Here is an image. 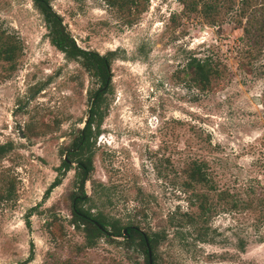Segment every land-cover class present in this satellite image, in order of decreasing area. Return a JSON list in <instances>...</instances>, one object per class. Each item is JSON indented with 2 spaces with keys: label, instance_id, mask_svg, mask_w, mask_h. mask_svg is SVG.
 Returning <instances> with one entry per match:
<instances>
[{
  "label": "rangeland",
  "instance_id": "rangeland-1",
  "mask_svg": "<svg viewBox=\"0 0 264 264\" xmlns=\"http://www.w3.org/2000/svg\"><path fill=\"white\" fill-rule=\"evenodd\" d=\"M47 1L77 47L109 58L80 206L158 234L154 264H264V31L256 47L243 31L264 0ZM0 44L12 49L0 59V264H146L73 222V163L42 199L99 80L49 44L31 0H0ZM191 58L215 65L207 90L189 82ZM192 163L211 189L187 186Z\"/></svg>",
  "mask_w": 264,
  "mask_h": 264
},
{
  "label": "trees",
  "instance_id": "trees-1",
  "mask_svg": "<svg viewBox=\"0 0 264 264\" xmlns=\"http://www.w3.org/2000/svg\"><path fill=\"white\" fill-rule=\"evenodd\" d=\"M32 5L37 10L44 24L46 30V37L49 44L63 56L69 60L79 61L81 67L86 72H91L92 75L97 78L100 82V86L91 94L89 100V106L84 124L77 131V137L72 143L70 149L66 152L64 158L61 160L59 167L55 171L57 173L54 180L48 185L46 190L43 192L42 199H46L50 191L60 184V177L63 172L70 169V165L74 164V172L76 177V192L71 197V219L76 225L82 226L88 237L97 235H105L107 237H121L128 245H134L145 257L147 264V249L150 252L151 264L155 263L154 249L158 242V234H152L147 236L136 227L127 226L120 227L116 221H106L104 218L97 214L92 215L87 210H84L80 203L86 200L83 192L84 180L88 173L91 171L90 161V149H91V137L97 133L93 132L91 125L94 124L97 129L104 113V94L108 88L110 76H109V58L108 54L105 56L99 55L92 51H85L77 47L72 38L67 34L59 17L50 9L47 0H31ZM184 6L190 12L195 11V5L193 2H189ZM202 13L205 16L217 17L216 8L211 4H205L202 7ZM210 23H215L213 18ZM250 29V30H249ZM244 33L253 34L250 40L249 47H256L259 42L262 41L260 32L264 31V18L263 20H255L247 22V28H244ZM12 49L9 46H3L0 44V59L4 61H10V53ZM185 70L189 74V82L194 85L199 91L207 90L211 82L216 78L218 72L215 65L210 59H196L191 58L185 63ZM8 145H0V156L7 150ZM59 172V173H58ZM187 186L190 187L192 184H198L211 189L208 185L207 178L201 170L199 164L192 163L187 173ZM228 195L226 192H221L220 198ZM198 200L196 208L198 214H203L205 211L210 209L206 202L205 196L200 194L195 196ZM235 207V204H232ZM243 207V206H242ZM248 207V206H246ZM33 211L30 209L28 211ZM190 219V217H189ZM27 222V221H26ZM26 226L28 223H26ZM190 222V220H188ZM28 227V226H27ZM108 228V230H106ZM125 230V234L122 233ZM147 247L145 246V242ZM32 256V250L29 251L27 260Z\"/></svg>",
  "mask_w": 264,
  "mask_h": 264
},
{
  "label": "water",
  "instance_id": "water-1",
  "mask_svg": "<svg viewBox=\"0 0 264 264\" xmlns=\"http://www.w3.org/2000/svg\"><path fill=\"white\" fill-rule=\"evenodd\" d=\"M122 233L125 234V230H122ZM144 242H145V246L147 247L145 240H144ZM147 264H151V256H150V252L148 249H147Z\"/></svg>",
  "mask_w": 264,
  "mask_h": 264
},
{
  "label": "flooded vegetation",
  "instance_id": "flooded-vegetation-1",
  "mask_svg": "<svg viewBox=\"0 0 264 264\" xmlns=\"http://www.w3.org/2000/svg\"><path fill=\"white\" fill-rule=\"evenodd\" d=\"M85 121V120H84ZM84 124V122L82 123V125Z\"/></svg>",
  "mask_w": 264,
  "mask_h": 264
}]
</instances>
